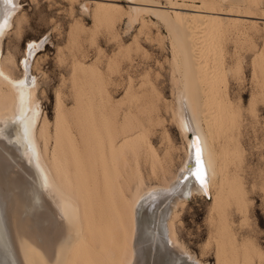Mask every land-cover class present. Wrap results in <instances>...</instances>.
Segmentation results:
<instances>
[{"label": "bare ground", "instance_id": "1", "mask_svg": "<svg viewBox=\"0 0 264 264\" xmlns=\"http://www.w3.org/2000/svg\"><path fill=\"white\" fill-rule=\"evenodd\" d=\"M70 1L90 10L95 28L115 37L122 21L143 31L157 23L166 28L172 64L180 73L175 118L187 141L185 162L171 182L144 186L137 156L146 157L151 171L157 165L146 124L145 129L136 125L139 120L131 125L126 114L119 124L102 73L88 66L74 69L90 72L87 92L75 91L78 110L71 112V120L76 131L67 127L59 98L51 131L47 114L40 113L38 77L32 72L46 39L28 43L23 75L14 74L19 64L3 44L18 29L24 5L21 0H0V264H204L178 241L174 218L194 193L211 196L218 204L232 181L224 165L234 159L236 146L229 133L220 147L215 141L235 115L225 84L233 67L223 64L219 36L225 28L242 24L262 23L264 30V10L255 0ZM259 85L264 98V81ZM191 135L202 149L206 189L189 175L195 168ZM241 243L235 244L233 262L218 258V264H261L264 252Z\"/></svg>", "mask_w": 264, "mask_h": 264}, {"label": "rangeland", "instance_id": "2", "mask_svg": "<svg viewBox=\"0 0 264 264\" xmlns=\"http://www.w3.org/2000/svg\"><path fill=\"white\" fill-rule=\"evenodd\" d=\"M21 1L24 6L19 27L6 36L3 48L19 64L13 68L14 74L22 76L26 45L33 40L46 39L37 54L41 59L34 63L32 72L38 77L40 113L47 114L51 121L50 130H54V112L59 98L68 117L67 127L76 131L71 120V112L75 108L78 110L75 91L87 92L84 89L89 88L87 76L90 72L87 71V76L80 71L76 73L75 66L100 71L104 89L110 94L109 105L116 110L119 124L126 114L128 123H133L131 125L139 120L140 124L136 125L144 127L146 124L148 128L144 127L157 152V165L151 171L146 157L137 156L136 165L145 180L144 186L171 182L185 162L188 146L175 118L180 73L172 64L171 37L166 28L161 23H150L144 32L138 26L127 28L122 21L117 24L119 36L115 37L103 28H95L90 10H82L78 2ZM255 5L264 10V0H255ZM254 11L262 16L260 11ZM263 35V24L257 23L255 27L250 24L227 27L219 36L223 64L227 68L233 67V74L226 75L225 84L228 83L229 88H226L235 115L233 123L215 141L220 147L227 141V133L232 146H236L234 159L227 160L224 165L232 181L226 185L224 201H218L219 205L211 196L194 193L179 205L174 218L178 241L204 264H218V258L226 263L233 262L238 253L235 244L241 242L244 246L245 243L257 246L264 252V98L259 85L264 81ZM91 98L96 102V98ZM52 142L49 139L48 144L51 146ZM240 208L246 209L247 213H242ZM217 253H222V258Z\"/></svg>", "mask_w": 264, "mask_h": 264}, {"label": "snow or ice", "instance_id": "3", "mask_svg": "<svg viewBox=\"0 0 264 264\" xmlns=\"http://www.w3.org/2000/svg\"><path fill=\"white\" fill-rule=\"evenodd\" d=\"M6 3H11V0H5ZM28 45H26L27 47ZM196 162H197V167L195 168L194 173L189 172V175H192L194 177V180L199 183L200 186L202 187H207V181H206V169L201 163V153L202 149L199 143L196 144Z\"/></svg>", "mask_w": 264, "mask_h": 264}, {"label": "water", "instance_id": "4", "mask_svg": "<svg viewBox=\"0 0 264 264\" xmlns=\"http://www.w3.org/2000/svg\"><path fill=\"white\" fill-rule=\"evenodd\" d=\"M191 141H193V149H194V159H195V168L197 167V162H196V144L199 143V141H197V138L194 136V135H191ZM201 163L203 164V160L201 159ZM204 166V164H203ZM195 168H194V171H195ZM193 171V173H194ZM187 177V174H184L183 175V178ZM204 189H206L204 187Z\"/></svg>", "mask_w": 264, "mask_h": 264}]
</instances>
